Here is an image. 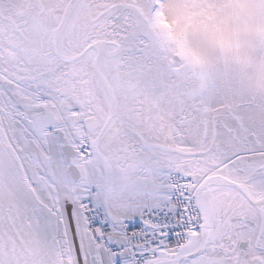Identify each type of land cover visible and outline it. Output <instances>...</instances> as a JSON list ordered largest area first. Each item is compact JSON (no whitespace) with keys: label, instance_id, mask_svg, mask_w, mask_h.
Listing matches in <instances>:
<instances>
[{"label":"snow or ice","instance_id":"1","mask_svg":"<svg viewBox=\"0 0 264 264\" xmlns=\"http://www.w3.org/2000/svg\"><path fill=\"white\" fill-rule=\"evenodd\" d=\"M0 264H264V0H0Z\"/></svg>","mask_w":264,"mask_h":264}]
</instances>
